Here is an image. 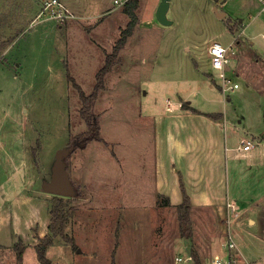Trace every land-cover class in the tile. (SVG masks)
Instances as JSON below:
<instances>
[{
    "label": "rangeland",
    "instance_id": "rangeland-1",
    "mask_svg": "<svg viewBox=\"0 0 264 264\" xmlns=\"http://www.w3.org/2000/svg\"><path fill=\"white\" fill-rule=\"evenodd\" d=\"M63 1L74 18L59 24L43 12L44 0H0V264H39L34 246L48 234L50 222L47 225L41 214L49 212L58 197L44 193L41 183L51 174L55 153L73 143L77 146L75 137L86 130L74 84L85 94L92 93L97 69L104 64L86 33L103 19H95L100 13L115 14L117 32L102 41L110 48L129 21L124 8L113 9V0ZM143 1L140 19L150 27L145 40L139 46L132 39L123 53L131 60L124 79L109 76L107 82L106 75L120 63L119 51L93 105L104 142L74 149L64 159L74 194L63 198L65 238H55L46 257L51 264H175L178 256L191 259L193 251L201 262L222 254L229 232L240 257L250 264H264V238L258 225L264 217V163L247 168L249 163L239 155L234 158L237 164L229 162L225 178L229 201L222 209L195 207L179 179L191 207L185 231L191 237H182L183 196L175 205L163 193H155L150 171L142 170L152 163L153 130L135 118L138 110L160 114L168 100L194 93L187 99L199 111L221 115L228 149L240 147L243 139H261L264 14L253 20L261 3L169 0L166 16L174 24L163 27L156 21L160 0L157 4V0ZM138 3L141 6V0ZM81 16L86 17L84 25L79 23L77 28L74 24ZM228 21L236 22L232 28L237 31L231 33ZM69 23L73 28L68 31ZM234 39L238 42L225 75L238 88L224 94L218 89L221 75L211 68L207 47L212 42L228 45ZM195 45L199 51L205 45L198 56L199 67ZM97 49L101 52V47ZM148 55L153 69L149 66L148 73L139 74L136 61ZM203 79L215 84L210 94ZM260 149L263 160V146ZM233 197L238 199L237 207L246 206L250 212L242 213L241 223L229 225L226 209L230 211ZM253 210L260 212L253 214Z\"/></svg>",
    "mask_w": 264,
    "mask_h": 264
},
{
    "label": "crops",
    "instance_id": "crops-1",
    "mask_svg": "<svg viewBox=\"0 0 264 264\" xmlns=\"http://www.w3.org/2000/svg\"><path fill=\"white\" fill-rule=\"evenodd\" d=\"M227 1L228 0H224V2H222L221 4H224ZM61 2L68 9H70L63 0H61ZM158 2L159 0L156 1V4ZM144 5H145V1L141 0V6H139L138 4L139 8L136 11L139 12L140 9H142L141 7ZM261 7L259 8V12L253 18V20L257 16L264 14V12L261 10ZM115 8L119 9L124 7L116 5L114 6L113 9ZM140 15L141 14L139 12V22L135 27L134 33L131 35V37L127 39L126 41L127 43L125 47L120 50L119 53L120 63L114 65L112 71L109 74H107L105 77L107 78V82L109 76L118 77L119 80L124 79L123 78L124 70L127 67V63L129 65L131 64V60L128 61L126 58H124L123 53L127 48H129L130 41L132 39L134 40L133 43L136 42L139 46L142 45L143 41L145 40L144 37L145 33L150 27H146L144 24H142ZM98 17H102L103 19L101 21L99 20L98 22H96L94 24L95 26L93 27V29L90 32H87L86 34H87V38L89 39V42L91 43V46L94 47L92 48L94 49L95 53L96 52L99 53V56L101 55L104 61L106 53H108L114 47L115 43L113 42L110 48H106L104 46V43H102V41H104V38L108 34L111 33V35H113L115 31L117 32V28L115 29V25L113 24V21L115 19V14L111 16V13L104 12V13H100L99 16H97L95 19L97 20ZM220 17L225 18V14L223 13V16ZM84 18L86 17L81 16L78 23H75L74 25L77 26V28H79L78 27L79 23L81 25H84L83 23ZM228 22L230 23L229 27L231 33L237 31L238 28L237 29L232 28V26H235L236 22H232V21H228ZM241 22H242L241 20H238L237 21L238 25ZM171 23L172 24L166 26L173 25L174 24L173 20L171 21ZM120 27L121 26H118V29ZM70 28H73V26H71V23L68 24V28H67L68 31ZM206 41L207 40H205L204 43ZM237 42L238 39L237 40L234 39L233 41L230 42V44L224 45L231 47L233 53H230V55L235 54V50L232 48L234 47V44ZM159 44L162 45V42ZM206 44L207 42L205 43V45ZM205 45L201 51L196 49L197 47L196 45L194 46V51L198 50L197 53H195L197 58L195 64L198 67H199V65L197 64L199 62L198 56L202 53V51H205ZM98 47H101V52L97 49ZM188 49L189 48H186V50ZM150 58L152 57L150 56L149 58L140 57L136 61V63L138 64L137 69H139V74L140 72L143 71H147L148 73L149 66H151ZM136 63H134L133 65L134 68L136 66L135 65ZM68 64H70L69 61L67 65ZM152 67L153 66H151V68ZM203 80H205L209 84L208 89H205V92L210 94L209 93L210 89L215 88V84L213 83V81H210V79H203ZM141 83L142 82H140L138 85H141ZM133 87H134V83H133ZM218 89L220 92L222 91L220 90L221 88L218 87ZM222 93L225 94V92L223 91ZM193 95L195 96L196 94L188 93L186 98L184 99L180 98L178 101L175 102H170V100H168L167 104L163 107L164 110L161 111L160 114H151V115L143 114L140 110H138L139 115H137L135 118L141 121L144 125L148 124L153 130V135H152L153 158L152 160H150L152 161V163L150 167L149 166L147 167L145 165L142 168V170H144L145 172L147 170L150 171V183L152 184V188L155 190V193H163L164 195H166V197L169 198L172 204L178 205L182 202L181 200L182 195L180 188L182 183L179 181L180 179L184 184L188 198L192 201V204L195 207L204 208L210 206L217 209H222L224 207L226 208L229 199L226 193L225 178H226V169L229 168L228 167L229 162L232 161V166H234V163L237 164L234 158L239 155L240 158L241 157L245 158L247 163H249L247 168H251L253 166H259V164L263 165L264 159L262 160V158L259 157V153L261 151L260 148L262 146L264 149V143H262V140H264V135L258 141L252 140L254 144L253 147L249 150L243 149L241 145L242 140L240 141V147L236 148L235 150L228 149L225 146L226 128H224V122L222 121L221 115L214 114L211 112L199 111L195 107L194 103L190 101V99H187V98H193L192 97ZM185 101H186L185 103L186 107L184 109H180L181 103ZM141 165L144 164L141 163ZM24 201L27 202L28 200H24ZM230 202H231L230 211H227L226 209V216L229 225L230 224L232 225V223L234 224L240 222L239 219L242 217V213L246 211L250 212V210H248L246 206H243L242 208L237 207L238 199L235 197L230 198ZM233 206L235 207L234 210H232ZM35 208H38V206H35ZM0 210H2L1 207ZM260 210L258 211L253 210V214H257L258 212H260ZM44 212L45 213L41 215L44 218L46 217L45 221L46 224L48 225L49 212L46 211ZM263 220L264 217L262 218L261 222H258L260 230L262 229ZM228 231H229V226H228ZM14 234L17 235L16 233ZM227 234H229V232ZM178 257H181V260L176 261L175 264H183V263L189 264L190 262L191 264H194L192 258L191 259L187 258V256L185 257L178 256ZM242 259H244V257Z\"/></svg>",
    "mask_w": 264,
    "mask_h": 264
},
{
    "label": "trees",
    "instance_id": "trees-1",
    "mask_svg": "<svg viewBox=\"0 0 264 264\" xmlns=\"http://www.w3.org/2000/svg\"><path fill=\"white\" fill-rule=\"evenodd\" d=\"M138 0H128L124 5V13L128 17L129 21L127 23V27L121 30L119 38L115 41L112 53L110 55H106L104 65L98 70L95 75L96 84L92 93L85 94L80 87L76 84L74 86L77 88L78 97L82 102V106L80 109V114L85 121L86 130L82 132L80 135L75 137V142H77V146L75 149H79L78 145H83L81 148H85L91 142H104L100 127H99V119L98 116L93 114V105L96 99L98 98L97 94L104 88V76L111 70L112 66L116 62L118 53L121 49H123L126 45L127 39L131 36L134 31L135 26L137 25V15L136 10L138 9ZM182 107H185L183 104ZM264 109V108H263ZM210 116V115H209ZM263 123H264V111H263ZM72 143V142H71ZM182 188V196L183 203L179 205V208L183 209V213L181 214V226H180V235L185 238H190L191 235L189 233H185L187 231V225L189 221V211H190V200L185 195L184 189ZM66 202L64 203L63 198L55 197L52 206L49 210V225H48V234H45L37 244H35V252L36 257L38 258L39 264H51V261L46 257V252L48 248L54 243L55 238H65L64 228H65V215L64 209L66 206ZM19 247V246H18ZM22 250L17 249L16 257H18V261L22 260ZM191 257L193 259L194 264H200V260L196 252L191 251Z\"/></svg>",
    "mask_w": 264,
    "mask_h": 264
},
{
    "label": "built area",
    "instance_id": "built-area-1",
    "mask_svg": "<svg viewBox=\"0 0 264 264\" xmlns=\"http://www.w3.org/2000/svg\"><path fill=\"white\" fill-rule=\"evenodd\" d=\"M128 0H114V4L123 6ZM261 3V10L264 12V0H259ZM44 11L47 12L49 18L54 19L57 23L68 21L74 18V14L71 10L59 0H44L43 6ZM43 14V13H42ZM264 38V35L262 36ZM208 58L211 68L218 71L221 75L220 88L223 92L233 91L238 88V84L233 82L231 78L225 75V69L227 66L231 65V57L229 53H233L230 46H224L218 42H213L209 45ZM241 145L244 150H249L253 147V142L250 140H242ZM181 257H176V261H180ZM200 264H250L245 259L240 257V252L238 251L231 234L225 239V243L222 247V254L212 255Z\"/></svg>",
    "mask_w": 264,
    "mask_h": 264
},
{
    "label": "water",
    "instance_id": "water-1",
    "mask_svg": "<svg viewBox=\"0 0 264 264\" xmlns=\"http://www.w3.org/2000/svg\"><path fill=\"white\" fill-rule=\"evenodd\" d=\"M169 0H160L159 4L157 5L156 9V21L161 24L162 26L170 25L171 20H169L166 16L167 11L169 9L168 6ZM215 3H222L224 0H212ZM217 16H223V13L217 14ZM76 144H71L70 147H66L64 149H59L55 153V161L52 165V171L47 180H44L41 183L42 190L45 193L53 194L55 196L65 198L72 196L74 194V186L71 183L69 173L66 168V163L64 161L71 153H73ZM80 148L83 145H78ZM261 233L264 238V220L262 223Z\"/></svg>",
    "mask_w": 264,
    "mask_h": 264
},
{
    "label": "bare ground",
    "instance_id": "bare-ground-1",
    "mask_svg": "<svg viewBox=\"0 0 264 264\" xmlns=\"http://www.w3.org/2000/svg\"><path fill=\"white\" fill-rule=\"evenodd\" d=\"M173 109V108H172Z\"/></svg>",
    "mask_w": 264,
    "mask_h": 264
}]
</instances>
